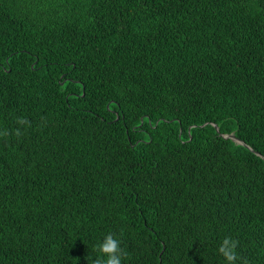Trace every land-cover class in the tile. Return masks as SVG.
<instances>
[{"label": "trees", "instance_id": "trees-1", "mask_svg": "<svg viewBox=\"0 0 264 264\" xmlns=\"http://www.w3.org/2000/svg\"><path fill=\"white\" fill-rule=\"evenodd\" d=\"M108 233L122 264H264V0H0V264Z\"/></svg>", "mask_w": 264, "mask_h": 264}, {"label": "clouds", "instance_id": "clouds-1", "mask_svg": "<svg viewBox=\"0 0 264 264\" xmlns=\"http://www.w3.org/2000/svg\"><path fill=\"white\" fill-rule=\"evenodd\" d=\"M103 241L97 245L99 253L92 264H122L124 251L120 246V240L112 233H108ZM219 253L224 258V264H236L237 251L236 241L231 237H225L219 245Z\"/></svg>", "mask_w": 264, "mask_h": 264}, {"label": "water", "instance_id": "water-1", "mask_svg": "<svg viewBox=\"0 0 264 264\" xmlns=\"http://www.w3.org/2000/svg\"><path fill=\"white\" fill-rule=\"evenodd\" d=\"M217 129H218V126H217ZM226 137L232 138L240 143L245 144L244 142L240 141L234 134L226 135Z\"/></svg>", "mask_w": 264, "mask_h": 264}]
</instances>
